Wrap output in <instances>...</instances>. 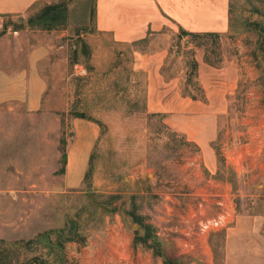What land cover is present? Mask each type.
Listing matches in <instances>:
<instances>
[{"label":"rangeland","instance_id":"rangeland-1","mask_svg":"<svg viewBox=\"0 0 264 264\" xmlns=\"http://www.w3.org/2000/svg\"><path fill=\"white\" fill-rule=\"evenodd\" d=\"M55 4L67 8L63 24L30 25ZM230 23L217 53L220 67L224 55L236 60L239 80L218 118L215 160L205 165L200 148L168 126L166 115L146 110L145 77L132 62L133 50H146L148 41L117 44L97 32L94 0H53L2 19L0 37L32 30L64 35L56 40L62 48L40 65L48 80L40 110L0 105V248L18 252L4 253L0 264H109L87 255L104 256L105 246H120L123 238L129 245L120 257L127 264H163L157 249L170 264H210L194 243L200 220L225 209L264 217V51L257 50L252 30L255 23L264 26V0H230ZM178 34L171 35L165 77L193 58L187 37L175 54ZM209 46L198 48L211 56ZM180 91L200 95L187 79ZM86 148L85 162L73 161V152ZM68 220L84 241L60 248L50 233L48 243L46 232L65 228ZM222 230L208 236L213 264L222 263ZM144 232L152 248L134 246Z\"/></svg>","mask_w":264,"mask_h":264},{"label":"crops","instance_id":"crops-1","mask_svg":"<svg viewBox=\"0 0 264 264\" xmlns=\"http://www.w3.org/2000/svg\"><path fill=\"white\" fill-rule=\"evenodd\" d=\"M51 1L0 0V28L5 16L25 14L37 5ZM229 5L230 0H94L97 32L109 34L117 44L148 41L146 50H133L132 62L133 70L145 77L146 110L166 115L168 126L183 133L200 148L205 165L206 162L211 165L215 160L212 143L218 136V118L227 113V96L238 84V64L235 59L224 55L225 64L215 68L204 61L202 48L193 47L197 81L204 96L201 100L184 96L180 91L188 66L173 70L167 77L162 68L170 55L172 34L183 30L226 35L229 31ZM63 35L57 31L32 30L18 33L17 37H0V105L18 103L29 112L40 110L48 89V80L40 65L62 48L56 40ZM6 44H9L8 48ZM88 150L74 151L73 161L85 162ZM222 232L221 264H264L263 216L236 214ZM128 245L124 238L120 246L108 244L103 248L104 256H95L93 249L94 252L87 255L88 260L127 264L120 255L126 254Z\"/></svg>","mask_w":264,"mask_h":264},{"label":"trees","instance_id":"trees-1","mask_svg":"<svg viewBox=\"0 0 264 264\" xmlns=\"http://www.w3.org/2000/svg\"><path fill=\"white\" fill-rule=\"evenodd\" d=\"M66 13H67V8L63 5H60V4L48 5L44 7L38 14H36V16L30 18L29 23L31 26L34 25V27L37 26L42 29H52L55 27V25L63 24L65 22ZM229 13H230V5H229ZM229 29L231 30V23L229 24ZM252 30L258 35V41H257L258 47H256L257 50L264 51V26L255 23L253 24ZM184 37H187V39H185L186 40L185 44H187L188 42L195 47H202V46L204 47L209 42L210 46L208 48V51L211 54V56H209L206 51V54L204 56V61L211 66L220 67L222 60L219 58L220 56H219V53H217V50H219L218 46L222 38V35L213 34V33H190V32H185L183 30H180L177 36L178 44H176L178 51H176L175 54L177 53L179 55V50L181 47L180 45ZM228 37L231 38L232 36L229 35ZM253 56L255 59H257L255 52H253ZM188 64H189V67H188V73L186 74L187 75L186 79L188 83H191L193 86H196V89L198 93H200V95L188 94L186 96H189L193 99H200V100L204 99L202 90L198 86V82H197V76H196L197 75L196 74L197 73V63L192 58L188 62ZM152 115L159 116L160 118H164L163 114H152ZM89 175H90V171H88V173L86 174V177H89ZM136 223L141 225L139 221L137 220H136ZM50 233L54 234L55 236V240L54 241L52 240V244L59 245L60 248H62L64 243L68 241H79V242L84 241L83 236L77 233L75 229H72V220H68L66 227L63 229H59L56 231L51 230V231L46 232L45 235L48 236L47 237L48 243L51 242V240L49 239V236H51L49 235ZM150 237L151 236L149 235V233L144 232V237L134 240V246L140 243L147 244L148 239ZM41 238L43 239L44 237L39 236L37 240ZM32 243L33 241L31 240L25 243H21V246L22 248H29L33 245ZM147 246L152 248L150 244H147ZM15 251L16 249H10L8 247L0 248V262L5 261V259H7V255H4V253H9V252L13 253ZM16 255H18V252H15V256ZM154 255L162 257L163 264H170V262L172 261L170 260V258L163 257V254L158 249L154 252Z\"/></svg>","mask_w":264,"mask_h":264},{"label":"built area","instance_id":"built-area-1","mask_svg":"<svg viewBox=\"0 0 264 264\" xmlns=\"http://www.w3.org/2000/svg\"><path fill=\"white\" fill-rule=\"evenodd\" d=\"M233 209L228 210L225 209L224 211L219 212L216 216L207 218L204 220H200L197 224V232L194 234V243L195 247H197L198 251L200 252V256H204L202 258H207L210 260V264L212 263V253H207L206 249H209L208 245V236L211 233H215L222 229H225L229 226L234 220ZM186 237H191L192 234L190 231L185 233ZM184 247L190 248V250H194L195 247L188 245L187 243H183ZM210 251V249H209ZM184 255L192 254L191 252H185ZM199 255V254H198Z\"/></svg>","mask_w":264,"mask_h":264}]
</instances>
